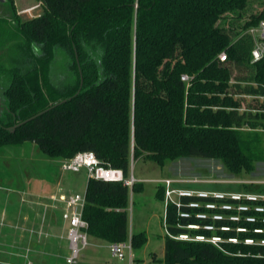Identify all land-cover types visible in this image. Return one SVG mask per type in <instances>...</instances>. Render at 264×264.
I'll use <instances>...</instances> for the list:
<instances>
[{
  "label": "trees",
  "instance_id": "obj_1",
  "mask_svg": "<svg viewBox=\"0 0 264 264\" xmlns=\"http://www.w3.org/2000/svg\"><path fill=\"white\" fill-rule=\"evenodd\" d=\"M4 1L11 14L0 19V50L18 39L15 44L21 52L5 67L10 81L3 90L4 114L12 119L4 121L0 116V147L32 142L41 153L60 159L91 151L101 164L121 169L125 177L130 161L137 159L159 166L179 158L213 159L232 174L253 172L255 163L264 161L258 134L242 130L243 126L264 128L263 114L239 111L241 99L235 97L264 95V59L251 61L253 40L247 32L264 20V10L238 24L226 21L241 19L248 0H37L41 15L24 20L14 0ZM222 51L224 61L218 59ZM28 56L41 65L48 87L65 102L29 112L37 106L39 91L35 64L19 65V59ZM56 60L68 67L69 82L58 80ZM183 75L189 79L182 80ZM258 108L263 110L264 103ZM141 185L135 182L131 188L139 191ZM84 195L87 234L107 243L126 241L129 187L120 181L88 178ZM156 197L164 201L163 185L157 186ZM192 200L200 198L182 197L179 209L170 202L165 205L164 256L159 261L264 264V245L221 242L216 246L171 237L182 233L240 239L264 236L251 231L263 227L259 220L198 218L197 212L208 210L188 207ZM178 210L190 215L181 217ZM245 214L257 216L253 210ZM189 224L200 227L189 229ZM221 225L232 229L222 231ZM238 225L250 231L237 233ZM145 240L143 232L130 237L133 249Z\"/></svg>",
  "mask_w": 264,
  "mask_h": 264
},
{
  "label": "rangeland",
  "instance_id": "obj_2",
  "mask_svg": "<svg viewBox=\"0 0 264 264\" xmlns=\"http://www.w3.org/2000/svg\"><path fill=\"white\" fill-rule=\"evenodd\" d=\"M34 3H38L37 0H15L18 9ZM262 10H264V0H248L241 19L235 16L228 17L226 21L238 24L249 14ZM41 13L42 8L39 6L37 9L18 15L24 20L39 16ZM10 14L9 6L5 1H0V19L7 20ZM16 42L18 39L11 40L10 45L8 44L10 48L6 46L0 50V107H2L0 116H3L4 121L12 119L4 114L6 100L3 90L10 81L5 67L11 66L12 58L18 57L21 52L19 47H16ZM19 61L22 62L19 64L22 67L27 68L34 64L37 67L35 83L39 91V99L37 106L29 112L33 113L44 106L58 102L60 97L48 87L44 80L43 68L41 69L36 59L28 56ZM54 65L55 72L59 74L58 80L69 82L71 75L68 67L60 60L54 61ZM240 106L242 107L243 104L240 103ZM242 130L247 134H258L259 147L264 153V131L256 132L246 126H243ZM62 161L63 159L51 158L41 153L37 145L32 142L0 147V264H65L64 257L69 253V249L67 246L64 247L66 226L62 224L61 218L64 207L62 201L74 192L82 194L87 180L84 169L77 173L63 171ZM255 167L253 172L243 171L232 174L220 161L213 159L179 158L167 161L164 166L143 159L130 161L128 176L133 175L139 180L142 188L134 191L129 187L131 198L128 209L129 223L135 233L143 232L146 237L143 245L132 248L135 262L163 264L159 260H153V255L158 259L164 256L165 203L156 197L157 186L161 185L159 183L161 179H173L175 181L173 186L184 191L264 195V161L256 162ZM52 176L57 185L68 180L72 184L59 193L57 186L55 188L54 183L48 182ZM74 177L77 178L75 186ZM44 184L49 185L46 186L47 191ZM23 188L25 190L29 188V193L22 192ZM7 189H14L15 192ZM13 211L16 223L9 227V217ZM27 213L30 216L28 221L23 219ZM11 227L13 231L7 232L12 230ZM88 243L79 251L76 264H129L127 256L123 260L114 257L106 242L88 235Z\"/></svg>",
  "mask_w": 264,
  "mask_h": 264
},
{
  "label": "built area",
  "instance_id": "obj_3",
  "mask_svg": "<svg viewBox=\"0 0 264 264\" xmlns=\"http://www.w3.org/2000/svg\"><path fill=\"white\" fill-rule=\"evenodd\" d=\"M33 9L34 7L26 9L24 12H28ZM247 32L253 40L251 61L255 62L260 59H264V20L259 21L257 25L251 26ZM218 59L220 61H224L226 59L225 51L219 53ZM181 79L186 81L189 79V77L187 75H183ZM61 169L63 171H71L76 173L81 169H84L87 178L101 179L105 181H120L128 187H132L135 182H138V180L133 175L130 177H125L121 169L101 164L95 154L91 151L79 152L70 159H63L61 162ZM174 182L175 181L171 178H164L159 181V183L164 186L165 205L170 202L175 204L179 209L182 205V197L196 196L200 198V200L189 201L186 205L191 208L204 207L208 210L207 212H197L195 215L198 218L205 219L209 217L213 220L228 219L230 221H239L244 219L250 223H255L259 220L264 224V205L254 204V202L258 200H262L264 202V195L250 193H224L220 191H184L180 188L174 187ZM210 198H213V200H209ZM226 199H230L233 202H226ZM242 200H247L251 203L244 204ZM62 202L64 207L61 213V218L65 222V234L69 249V253L64 257V262L65 264H76L79 251L89 244L88 234L86 231L88 224L82 217V211L85 204V195L84 193H74L67 198H64ZM218 209L226 212H215V210ZM234 210L236 211L235 213L227 212ZM250 210H253L255 213H257V216L245 214V212ZM178 213L181 217H188L190 215L189 212L181 210H178ZM199 227L200 225L198 224H189L187 226L189 229H198ZM203 228L209 231L216 230L214 225H204ZM219 229L222 231H229L232 229V227L228 225H221ZM235 231L237 233H245L250 231V229L238 225L235 227ZM251 231L256 234L264 235V225L263 227L256 226L252 228ZM171 237L180 240L209 242L216 246H219L221 242H229L234 244L242 242L248 245H264V236L258 238L247 236L243 239H240L238 236H229L227 238H223L215 233L209 236L202 234L190 235L187 233H182L178 236ZM109 248L114 257L123 260L127 256L129 264H137L133 258L130 240L109 243Z\"/></svg>",
  "mask_w": 264,
  "mask_h": 264
},
{
  "label": "crops",
  "instance_id": "obj_4",
  "mask_svg": "<svg viewBox=\"0 0 264 264\" xmlns=\"http://www.w3.org/2000/svg\"><path fill=\"white\" fill-rule=\"evenodd\" d=\"M14 4H15V0H14ZM39 6L40 5L38 3H34V4L30 5V6L24 7L22 9H18L17 6L15 5V8H16V11H17L18 14H23V13H26V12H24V10L30 9V8H33V7H34V9H37V8H39ZM235 97L236 98H240L241 99V104H243V106L239 108V111L246 110V111L250 112L252 115L257 114L259 116H260V114H263V116H260V117H262V119H264V108H263V110H259V108H258L260 104L264 103V95L239 94V95H235ZM253 130H255L256 132H259V131H264V128L261 127V126H258L257 128H254ZM49 177H50V175H49ZM46 179L48 180V178H46ZM87 179L88 178L86 176V180ZM50 181H51V183H54L53 176L48 180L49 183H50ZM76 181H77V178L74 177V186L76 184ZM138 182H139V180H138ZM86 183H87V181H86ZM54 184H55L54 185L55 188L57 186L58 192L60 193V192H62L63 189H65V187H70L72 183L70 182V180H68V181H64L63 183H60V185H57V182L54 183ZM46 186H49V185H45V191H47V189H48V187H46ZM85 188H86V185H85ZM141 188H142V185H141ZM7 190L11 191V192H15L14 189H7ZM18 191H20V190H18ZM22 192H28L29 193V188L28 189L26 188V190H25V188H23ZM84 192H85V189H84ZM74 193H77V192H74ZM130 203H131V198H130V195H129L127 213H128V209H129V204ZM28 213H29V211H28ZM28 213L25 215V217L23 216V219L26 220V221H28L29 217H30ZM61 213H62V211H61ZM10 217H11V219H10ZM10 217H9V221H10L9 222V227L10 226H14V223H16V220H15L16 217L14 215V211L11 212ZM62 224L65 226V222L63 220H62ZM11 228H12V230H8L7 232L13 231V227H11ZM133 233H135V232L133 230V227H131V224L129 223V218H128V232H127V235H128L127 237L128 238H127V241L130 240V237H131V235ZM106 244L109 247V243L106 242ZM66 246L68 248L67 239H65V241H64V247H66ZM157 260H160V259L157 258ZM137 264H139V263L137 262Z\"/></svg>",
  "mask_w": 264,
  "mask_h": 264
},
{
  "label": "water",
  "instance_id": "obj_5",
  "mask_svg": "<svg viewBox=\"0 0 264 264\" xmlns=\"http://www.w3.org/2000/svg\"><path fill=\"white\" fill-rule=\"evenodd\" d=\"M1 2H3L4 0H0ZM81 86H82V82L80 83V88H81ZM79 92V90L76 92V94ZM75 94V95H76ZM67 99H61L60 101H58L57 103H55L54 105H52V106H55L56 104H61V103H63V102H65ZM2 107H0V109H1ZM43 112V111H42ZM42 112H40V113H37L36 115H38V114H41ZM36 115H34V116H32V117H30V118H28V119H26V120H29V119H31V118H34ZM26 120H24V121H22V122H20V123H18V124H16V125H14V127L15 126H17V125H19V124H22L23 122H25Z\"/></svg>",
  "mask_w": 264,
  "mask_h": 264
}]
</instances>
